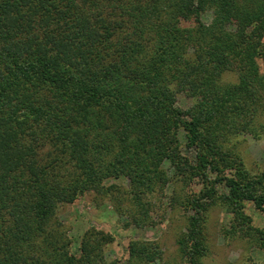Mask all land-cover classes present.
Masks as SVG:
<instances>
[{
  "label": "trees",
  "instance_id": "trees-1",
  "mask_svg": "<svg viewBox=\"0 0 264 264\" xmlns=\"http://www.w3.org/2000/svg\"><path fill=\"white\" fill-rule=\"evenodd\" d=\"M263 111L264 0H0V264H119L102 230L74 248L59 210L93 193L143 225L166 160L183 186L201 184L179 201L193 211L182 264H203L215 203L264 240L244 212H264V167L252 173L228 145ZM160 257L134 240L126 263Z\"/></svg>",
  "mask_w": 264,
  "mask_h": 264
},
{
  "label": "rangeland",
  "instance_id": "rangeland-1",
  "mask_svg": "<svg viewBox=\"0 0 264 264\" xmlns=\"http://www.w3.org/2000/svg\"><path fill=\"white\" fill-rule=\"evenodd\" d=\"M211 19L210 10L203 12V22L209 23ZM224 80L234 81L236 75H226ZM177 104L182 109H188L194 104V99L180 93ZM252 117H256L254 119L256 132L245 130L241 133H230L228 145L243 157L248 170L257 173L264 167V111ZM178 138L181 153L194 161L195 150L186 146L183 131L179 132ZM161 166L170 180L165 184L163 192H156L150 198L153 206L148 216L149 221L143 225L132 223L129 214L124 213L120 205L115 209V201L111 203L107 198H97L93 193L64 205L59 210L58 217L72 238L73 247H76L78 238L85 230L94 228L113 236V241L104 249V255L109 260L127 264L129 243L142 240L154 243L161 253L160 258L149 264H182L178 239L182 232H186L187 219L193 211L180 206L179 201L189 193L198 191L201 184L192 182L183 186L176 180L177 176L174 175V169L169 161H164ZM174 197L176 199L171 202V198ZM244 212L251 219L254 228H264L263 211L248 202ZM232 217V214L219 203L211 205L204 213L203 232L208 251L202 258L203 264H264V240L243 235L238 231V225H234Z\"/></svg>",
  "mask_w": 264,
  "mask_h": 264
}]
</instances>
